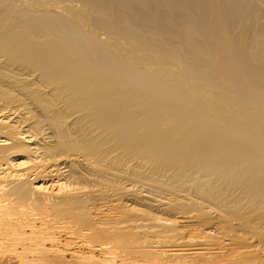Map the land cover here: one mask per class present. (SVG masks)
<instances>
[{"label":"bare ground","instance_id":"1","mask_svg":"<svg viewBox=\"0 0 264 264\" xmlns=\"http://www.w3.org/2000/svg\"><path fill=\"white\" fill-rule=\"evenodd\" d=\"M0 264H264V0H0Z\"/></svg>","mask_w":264,"mask_h":264}]
</instances>
